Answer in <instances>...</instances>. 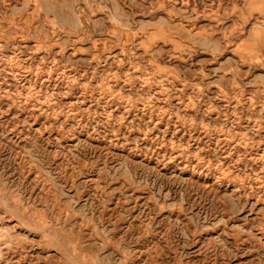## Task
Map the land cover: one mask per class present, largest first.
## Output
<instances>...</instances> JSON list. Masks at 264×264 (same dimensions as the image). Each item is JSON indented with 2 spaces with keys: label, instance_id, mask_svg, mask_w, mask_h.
<instances>
[{
  "label": "rangeland",
  "instance_id": "obj_1",
  "mask_svg": "<svg viewBox=\"0 0 264 264\" xmlns=\"http://www.w3.org/2000/svg\"><path fill=\"white\" fill-rule=\"evenodd\" d=\"M0 264H264V0H0Z\"/></svg>",
  "mask_w": 264,
  "mask_h": 264
}]
</instances>
